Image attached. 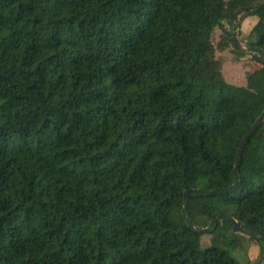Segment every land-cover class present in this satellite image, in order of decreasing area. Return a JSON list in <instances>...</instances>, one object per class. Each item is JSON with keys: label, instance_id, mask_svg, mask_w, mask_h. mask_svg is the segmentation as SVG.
<instances>
[{"label": "trees", "instance_id": "1", "mask_svg": "<svg viewBox=\"0 0 264 264\" xmlns=\"http://www.w3.org/2000/svg\"><path fill=\"white\" fill-rule=\"evenodd\" d=\"M262 1L0 0V264H257L264 240L220 221L202 248L183 204L264 239V120L232 177L264 60L235 86L219 54ZM236 29L264 50V6Z\"/></svg>", "mask_w": 264, "mask_h": 264}, {"label": "water", "instance_id": "2", "mask_svg": "<svg viewBox=\"0 0 264 264\" xmlns=\"http://www.w3.org/2000/svg\"><path fill=\"white\" fill-rule=\"evenodd\" d=\"M264 6V0L262 2H260L258 5H255V6H248V7H241L239 8L237 11H235L231 17H230V21H231V24H232V28H233V41L231 43V47L232 49L236 50V51H239L243 54H254V53H257L259 54L263 60H264V50L258 48V47H252V46H247V45H244L243 42H241L238 34H237V29H236V20H237V17L245 12V11H248L254 7H262ZM264 120V110L262 111V113L260 114V116L256 119V121L254 122V124L251 126V128L248 130V132L245 134V136L242 138L241 140V143L239 145V148H238V154H237V158H236V163H235V166H234V170L232 172V177L235 176V173L237 172L238 170V167L240 166V160L243 156V152H244V149H245V146H246V143L247 141L249 140V138L254 134V132L256 131L259 123L261 121ZM240 185V180L236 179L234 184L229 187L228 189H222V190H212L211 192L209 193H205V194H201V195H204V196H210V195H213V194H218L222 191H230V192H233L235 191L238 186ZM197 194V189H193V188H189L185 191L184 193V210L188 216V219H189V227L195 232V233H199V234H202V233H205V232H212L213 230L216 229L217 227V224L220 222V221H228V222H231L233 224V229L235 232H239V233H243L245 234L246 236L248 237H251L253 239H262L264 240L263 238H261L260 236H258L257 234L253 233L252 231L248 230V229H245L243 228L239 221L234 217V216H231L229 214H220L218 216H216L212 221H213V225L211 228H197L194 223H193V218H192V215H191V212L189 210V199H190V196L191 195H195ZM264 263V252L263 254L261 255V257L259 258L257 264H263Z\"/></svg>", "mask_w": 264, "mask_h": 264}, {"label": "rangeland", "instance_id": "3", "mask_svg": "<svg viewBox=\"0 0 264 264\" xmlns=\"http://www.w3.org/2000/svg\"><path fill=\"white\" fill-rule=\"evenodd\" d=\"M256 23V18L253 16H248L241 25L242 37H245L253 26ZM220 30L218 29L214 34V40L218 39ZM244 45L245 42H243ZM225 58V63L223 67V76L226 82L235 85V86H246L247 83V73L253 72L261 67V64L252 58L251 54H243L234 49H228L223 53H219ZM220 233V231L218 232ZM236 236L242 239H245L243 233L236 232ZM213 234L205 232L201 234V247L205 248L206 246L212 243L211 237ZM247 249L243 248H228L229 253L235 257L239 262H245L246 260H256L258 258L261 245L257 242H248ZM260 258V257H259ZM259 260V259H258Z\"/></svg>", "mask_w": 264, "mask_h": 264}]
</instances>
